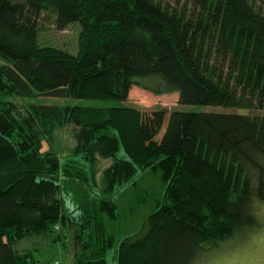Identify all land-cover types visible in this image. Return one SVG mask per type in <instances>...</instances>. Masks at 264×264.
Listing matches in <instances>:
<instances>
[{
	"label": "trees",
	"instance_id": "obj_1",
	"mask_svg": "<svg viewBox=\"0 0 264 264\" xmlns=\"http://www.w3.org/2000/svg\"><path fill=\"white\" fill-rule=\"evenodd\" d=\"M47 23H79L78 52L42 44ZM0 59V95L127 103L32 104L24 115L1 103L0 264H39L16 244L59 227L72 229L76 264H109L111 195L143 168L163 169L168 187L147 228L121 240L117 264H195L260 226L264 0H0ZM135 86L224 108L142 110L128 105ZM62 125L75 130L66 161L43 150ZM78 156L91 175L98 157L113 163L99 201L69 208L66 179L78 176L67 166Z\"/></svg>",
	"mask_w": 264,
	"mask_h": 264
},
{
	"label": "rangeland",
	"instance_id": "obj_2",
	"mask_svg": "<svg viewBox=\"0 0 264 264\" xmlns=\"http://www.w3.org/2000/svg\"><path fill=\"white\" fill-rule=\"evenodd\" d=\"M47 24V29L42 31L40 35L42 44L64 47L73 53L78 52L79 23H75L64 30L55 28L51 23ZM5 63L4 60L0 59V64ZM3 101L14 103L17 115L27 114L32 104L42 103L58 105L78 103L104 107L127 105L126 102L118 100H75L40 95L25 97L13 94L0 95V108ZM128 105L149 111L162 108L168 112L174 109L205 110L224 108L202 105L181 106L178 103V93L176 92L157 94L138 86L131 89ZM74 131L73 125L56 126L51 142L47 139L43 141V150L52 148L59 153L63 161L68 160L72 157L76 144ZM72 159H75L73 161L74 166L69 165L67 168L72 174H77L78 177L66 179L65 205L70 208L77 203L81 196L86 195L99 201L100 196L103 195V188L107 186L103 177L104 170L113 163V159L98 157L93 175L89 172L91 164L86 163L81 156ZM90 176L93 177V180H90ZM131 179L111 195L116 201L118 219L109 224V231L116 236L114 247L107 253L109 264H117V250L124 237L138 231L143 232L147 228L150 215L163 203L168 187V177L163 174V169L155 171L151 168H143L135 178ZM257 206L256 213L259 222H261L260 226L225 241L217 249L199 257L195 264H245L247 261L259 259L261 245L264 244V202L259 203ZM15 247L22 252L31 251L39 264H76L73 232L70 227H59L53 234H36L26 237L20 240Z\"/></svg>",
	"mask_w": 264,
	"mask_h": 264
},
{
	"label": "clouds",
	"instance_id": "obj_3",
	"mask_svg": "<svg viewBox=\"0 0 264 264\" xmlns=\"http://www.w3.org/2000/svg\"><path fill=\"white\" fill-rule=\"evenodd\" d=\"M245 264H264V244L261 245V255L259 259L245 262Z\"/></svg>",
	"mask_w": 264,
	"mask_h": 264
}]
</instances>
